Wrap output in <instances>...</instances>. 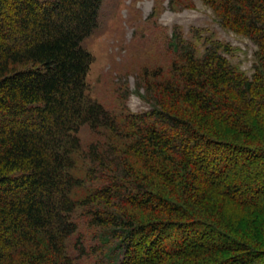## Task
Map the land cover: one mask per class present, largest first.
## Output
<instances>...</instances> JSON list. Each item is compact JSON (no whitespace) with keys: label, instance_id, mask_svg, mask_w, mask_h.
<instances>
[{"label":"trees","instance_id":"16d2710c","mask_svg":"<svg viewBox=\"0 0 264 264\" xmlns=\"http://www.w3.org/2000/svg\"><path fill=\"white\" fill-rule=\"evenodd\" d=\"M203 1L252 76L172 34L149 111L116 115L86 93L103 0H0V264H83L80 210L94 264H264V0Z\"/></svg>","mask_w":264,"mask_h":264},{"label":"rangeland","instance_id":"374dc122","mask_svg":"<svg viewBox=\"0 0 264 264\" xmlns=\"http://www.w3.org/2000/svg\"><path fill=\"white\" fill-rule=\"evenodd\" d=\"M172 34L193 44L198 53L209 41L221 43L230 49L225 55L228 61L247 77L252 76L257 47L223 27L214 9L203 0H103L98 27L82 44L92 57L86 77L88 97L116 115L149 111L140 97L145 89L138 86L145 78L159 81V75L168 76L176 60L168 45ZM79 137L84 145L94 140L86 128ZM83 216L81 210L74 216L80 223L79 233L70 239L68 250L78 262L94 264L99 259V240ZM239 224L247 233L244 223ZM79 241L82 253L75 249Z\"/></svg>","mask_w":264,"mask_h":264}]
</instances>
